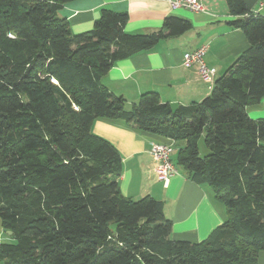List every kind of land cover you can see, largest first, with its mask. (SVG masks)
I'll return each mask as SVG.
<instances>
[{"label": "trees", "instance_id": "16d2710c", "mask_svg": "<svg viewBox=\"0 0 264 264\" xmlns=\"http://www.w3.org/2000/svg\"><path fill=\"white\" fill-rule=\"evenodd\" d=\"M72 0H0V243L4 264H258L264 251V10L226 0L250 46L201 101L172 104L148 91L127 108L102 83L119 60L193 29L166 16L151 32L126 31L129 14L102 8L75 33L60 15ZM123 118L169 140L176 163L208 183L228 218L200 241L172 238L156 198L125 196L122 157L92 131ZM208 152L201 154L200 139ZM173 154V153H172ZM173 161V159H172ZM12 231V235H7Z\"/></svg>", "mask_w": 264, "mask_h": 264}, {"label": "crops", "instance_id": "0c3cea01", "mask_svg": "<svg viewBox=\"0 0 264 264\" xmlns=\"http://www.w3.org/2000/svg\"><path fill=\"white\" fill-rule=\"evenodd\" d=\"M202 2L205 11L174 9L170 0H72L63 5L60 15L70 21L75 33L92 29L104 7L128 12L126 31L131 33L158 30L169 15L190 19L192 30L162 39L147 51L117 61L102 77L104 85L126 99L127 108L148 91H157L164 102L189 104L205 98L213 83L202 79L197 64L184 65L185 52L208 44L205 63L215 69V81L250 46L246 33L229 23L236 17L226 0ZM260 113L264 112H249L254 118L264 115ZM92 131L109 140L122 157L121 192L133 199L150 195L159 200L165 215L172 220V238L200 242L228 218V210L214 189L206 182L193 180L177 165L176 149L172 159L178 172L166 181L158 179L151 143L169 140L141 131L123 118L98 117L92 123ZM4 234L0 221V243L6 239ZM0 264L4 262L0 260ZM258 264H264V251L259 253Z\"/></svg>", "mask_w": 264, "mask_h": 264}, {"label": "built area", "instance_id": "2783aa9c", "mask_svg": "<svg viewBox=\"0 0 264 264\" xmlns=\"http://www.w3.org/2000/svg\"><path fill=\"white\" fill-rule=\"evenodd\" d=\"M172 8H188L193 11H205L206 7L202 0H170ZM264 10V2H260L259 8H253L254 13ZM208 50V44L184 53L183 63L187 67L198 65L200 75L204 81L214 83L216 71L209 68L205 63V54ZM174 146L171 142L153 141L151 143L150 153L156 161V174L160 180H168L172 175L178 172L177 166L172 161Z\"/></svg>", "mask_w": 264, "mask_h": 264}, {"label": "rangeland", "instance_id": "374dc122", "mask_svg": "<svg viewBox=\"0 0 264 264\" xmlns=\"http://www.w3.org/2000/svg\"><path fill=\"white\" fill-rule=\"evenodd\" d=\"M261 1H264V0H259L258 3L256 4L255 8L260 7ZM247 109H248V112H250L251 114H257L258 111L264 112V99H262L260 102H255V103L250 104ZM260 114H264V113H260ZM257 116L264 117V115H257ZM252 118H254V117H252ZM256 118H258V117H256ZM180 144H182V143H178V145L176 146L177 151H178L179 147L181 146ZM200 147H201L200 149H201L202 155H204L208 152L207 146H206L205 141H204V136L200 139Z\"/></svg>", "mask_w": 264, "mask_h": 264}, {"label": "water", "instance_id": "95a60500", "mask_svg": "<svg viewBox=\"0 0 264 264\" xmlns=\"http://www.w3.org/2000/svg\"><path fill=\"white\" fill-rule=\"evenodd\" d=\"M249 10H252L254 5L257 3L258 0H242ZM8 234L12 235V231H7Z\"/></svg>", "mask_w": 264, "mask_h": 264}]
</instances>
